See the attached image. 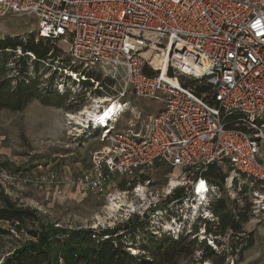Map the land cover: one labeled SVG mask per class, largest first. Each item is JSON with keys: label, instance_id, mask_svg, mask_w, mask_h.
Segmentation results:
<instances>
[{"label": "built area", "instance_id": "1", "mask_svg": "<svg viewBox=\"0 0 264 264\" xmlns=\"http://www.w3.org/2000/svg\"><path fill=\"white\" fill-rule=\"evenodd\" d=\"M23 14L37 19V40L68 46L67 60L42 61L63 70L57 92L71 102L83 98L64 112L68 136L81 144L96 136L99 146L74 176L48 165L36 172L0 164V186L34 185L58 196L70 188L118 207L113 176L167 163L179 170L175 183L149 189L151 181L137 177L132 193L148 203L126 219L152 213L151 235L213 240L220 235L206 231L218 219L210 204L224 193L203 174L228 163V193L248 195L250 213L264 214V0H0V17ZM194 80L207 90L199 92ZM138 98L164 107L146 115ZM181 186L182 196L170 202L177 211L166 217L160 204ZM90 228L97 242L113 236L98 223Z\"/></svg>", "mask_w": 264, "mask_h": 264}, {"label": "rangeland", "instance_id": "2", "mask_svg": "<svg viewBox=\"0 0 264 264\" xmlns=\"http://www.w3.org/2000/svg\"><path fill=\"white\" fill-rule=\"evenodd\" d=\"M36 31L37 19L33 15L0 17L1 38L12 36L26 40L32 35L37 37ZM51 45L61 49L58 56L60 55L64 60L69 58L67 53L69 48L66 44L56 41ZM6 50H9L7 55H0V65H6L8 70L5 77L11 80L12 86L17 80L22 81L28 78L39 93L53 95L49 97L52 100L51 103H45L41 98L33 97L21 109L0 106V164L14 171L36 172L39 171L37 168L39 164L48 165L60 172L76 175L81 169L90 165L92 150L99 146L96 136L86 144L72 140L62 123L64 112L69 107L72 108L73 104L83 102V98L76 97L73 102H69L70 97L65 95L67 99H61L62 94L57 92L53 84L63 70L55 68L54 64H46L42 61L36 65L30 51L24 52L20 48H16V52L11 49ZM136 101L146 115L157 113L164 107L163 102L153 98H138ZM222 167L225 173L229 174L231 171L229 164ZM178 176V169L163 162L156 163L151 170L138 172L136 176L115 175L110 180L109 191L113 194L117 191L121 193L116 194L119 196V199L115 200L118 207L111 208V203L106 196L99 197L92 193L81 194L70 188L66 189L63 195L58 196L52 190L48 192L34 185L9 190L1 185L0 207L4 205L7 197L20 206L36 209L40 223L28 221L20 229L17 228L15 233L11 230H15L11 223L0 221V264H3L4 258L14 252L18 246L36 241L37 238L31 237L30 230H41V223L46 226L49 224L55 226L59 222L68 230L91 229L92 224L98 223L107 229H116L117 233L123 232L120 235V242L124 245H126L125 241L132 242V245H126V249L131 253L144 255L141 247L156 230L157 223L152 221L154 218L151 216L152 213L147 214V212L144 215L139 212L133 218L126 219L129 210L140 211L141 209L138 208L148 203L137 200L134 192L132 193V189L139 181L137 177L143 180L149 179L151 181L149 189L160 190L166 188L170 178L175 180ZM222 189L223 197L229 206L233 200H236L240 207L245 204L250 205L248 195L242 193L233 197L225 186ZM184 191V187L181 186L177 188L175 195H169L161 202L160 209L166 217L177 211L170 202L182 196ZM116 208H118L117 212ZM158 219L161 223V218ZM201 228L203 226L198 225L197 231ZM228 233L218 237L220 242L215 239L205 240L215 252L226 253L224 264H264V214L254 216L249 212V218L244 222V231L238 235H232L230 231ZM207 237L211 238V236ZM197 239L200 240L198 237ZM237 242H239L238 249L233 253L231 246ZM195 254L193 260H189L186 264H212L209 259L197 261L203 256L200 250ZM218 259L221 260L220 257Z\"/></svg>", "mask_w": 264, "mask_h": 264}, {"label": "trees", "instance_id": "3", "mask_svg": "<svg viewBox=\"0 0 264 264\" xmlns=\"http://www.w3.org/2000/svg\"><path fill=\"white\" fill-rule=\"evenodd\" d=\"M52 42L54 41L43 37L37 40L34 35L26 40L12 36L0 37V55H7L9 50L6 49L16 52V48H20L24 52H33L36 56L35 64L38 65L48 58L57 59L61 49L51 45ZM7 70L6 65H0V106L21 109L33 97H39L45 103L52 102L49 97L53 94L39 93L30 83L31 79L17 80L12 86L11 80L5 77ZM195 84L199 92L207 90L205 86L197 82ZM60 97L67 99L65 95ZM227 173L218 164H212L203 175L224 187ZM210 207L215 210L218 219L213 224L206 225L207 233L225 236L229 234V231L232 235H238L244 231V222L249 218V204L240 207L237 201L233 200L229 206L225 197H222L212 200ZM2 220L18 229L26 225L28 221L40 223L36 209L20 206L7 197L4 205L0 207V221ZM40 225L41 230H30V234L36 236L37 240L18 246L14 252L4 258L3 264H61V259L63 264H186L189 260H193L198 250L203 256L197 261L209 259L212 264H224L226 258V253L219 254L205 240H198L191 236L183 235L175 239L170 234L151 235L146 239L147 243L141 247L142 251L147 253L146 256L149 257L147 258L142 254L134 255L129 252L126 245L120 242V235L97 242L91 237L92 229L68 230L53 224L46 226L41 223ZM103 232L117 233L116 229L110 228ZM215 240L220 242V239ZM238 245L239 242L231 246L233 253L238 249ZM219 257L221 260L218 259Z\"/></svg>", "mask_w": 264, "mask_h": 264}, {"label": "bare ground", "instance_id": "4", "mask_svg": "<svg viewBox=\"0 0 264 264\" xmlns=\"http://www.w3.org/2000/svg\"><path fill=\"white\" fill-rule=\"evenodd\" d=\"M165 58H166V55L165 54H162V55H156L155 57H154V61H155V64H156V66H162L163 65V63H164V61H165ZM173 181H174V183H175V181H176V179L174 180V179H172ZM111 205V204H110ZM116 205H118L117 203H116ZM112 206H114V202H113V205ZM112 206H110V208L112 207Z\"/></svg>", "mask_w": 264, "mask_h": 264}, {"label": "crops", "instance_id": "5", "mask_svg": "<svg viewBox=\"0 0 264 264\" xmlns=\"http://www.w3.org/2000/svg\"><path fill=\"white\" fill-rule=\"evenodd\" d=\"M45 167V166H44Z\"/></svg>", "mask_w": 264, "mask_h": 264}]
</instances>
